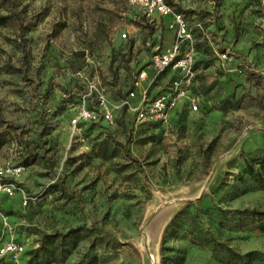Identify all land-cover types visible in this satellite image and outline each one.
Here are the masks:
<instances>
[{"label": "rangeland", "instance_id": "374dc122", "mask_svg": "<svg viewBox=\"0 0 264 264\" xmlns=\"http://www.w3.org/2000/svg\"><path fill=\"white\" fill-rule=\"evenodd\" d=\"M169 1L192 32L197 111L153 125L118 112L76 144L69 119L87 81L117 101L172 36L126 0H0V166L24 165L26 196L0 193V244L25 249L0 264H159L163 229L189 202L264 264L257 219L214 211H264V0ZM186 231L163 255L222 264Z\"/></svg>", "mask_w": 264, "mask_h": 264}, {"label": "built area", "instance_id": "2783aa9c", "mask_svg": "<svg viewBox=\"0 0 264 264\" xmlns=\"http://www.w3.org/2000/svg\"><path fill=\"white\" fill-rule=\"evenodd\" d=\"M126 3L137 9L154 26L163 25L171 33L172 40L164 49L158 46L150 48L147 65L131 75L129 90L117 101L109 100L95 82L87 81L85 92L73 107L69 119L71 137L76 144L85 142L83 134L88 124H112L116 113L121 110L132 115L136 123L164 124L170 114L182 105L189 112L198 109V97L194 93L196 52L186 15L169 0H126ZM120 36L126 37L124 33ZM145 45L150 44L146 42ZM218 57L223 60L226 54L220 53ZM23 170L24 167L20 165L0 166L1 194L7 197L19 194L26 202L25 193L18 185ZM0 219L7 224L1 213ZM24 250L21 242L5 240L0 244V257L7 255L16 259Z\"/></svg>", "mask_w": 264, "mask_h": 264}, {"label": "trees", "instance_id": "16d2710c", "mask_svg": "<svg viewBox=\"0 0 264 264\" xmlns=\"http://www.w3.org/2000/svg\"><path fill=\"white\" fill-rule=\"evenodd\" d=\"M6 17L0 18V25H3L5 23ZM196 62V61H195ZM194 69H195V63H194ZM196 71V70H195ZM196 79V75H195ZM130 85L128 89L124 92L122 96L123 97L127 91L129 90ZM194 93L198 97V93L196 91V87L194 85ZM118 98V99H119ZM79 100L76 101V104H78ZM199 105V104H198ZM180 109H186L187 108L182 105ZM177 110V109H176ZM175 110V111H176ZM188 111V110H187ZM120 114H127L124 110H121L119 112ZM129 115V114H128ZM133 119L134 117L130 115ZM116 118V117H115ZM115 120V119H114ZM99 123H92L88 124L84 130V138L87 139L88 134L90 131L97 125L101 124ZM145 125H153V124H159V123H141ZM90 126V127H89ZM89 127V128H88ZM23 166L21 163L19 164H13ZM245 170L248 176H253L256 172L252 168V166L245 162ZM254 178H256L254 176ZM18 185L21 187L20 182L18 181ZM22 188V187H21ZM216 189V188H215ZM193 206V211H189V208ZM216 215H225V214H231L235 216H242L247 215L249 217H253L257 219L258 225L257 230L260 232H264V211H225L219 207L215 209ZM205 212L200 211L197 209V207L189 202L185 204L182 208H180L168 221L166 226L163 229L161 241H160V263L159 264H182L184 261V253L183 251H176L174 255H163L164 251L171 252L172 250L168 247H165V240L167 238H176L178 235L179 229L182 227V225H187V238L188 243L192 245H211V255L214 259L221 262L222 264H256L258 262L259 253L256 251H249L244 254H240L237 251H235L231 246L227 244L226 240H220L217 237L216 231H213L209 226H207L209 223L203 222V217L205 216ZM212 221V219L208 218L207 221Z\"/></svg>", "mask_w": 264, "mask_h": 264}, {"label": "crops", "instance_id": "0c3cea01", "mask_svg": "<svg viewBox=\"0 0 264 264\" xmlns=\"http://www.w3.org/2000/svg\"><path fill=\"white\" fill-rule=\"evenodd\" d=\"M165 32L167 33L168 31L165 30ZM169 36H172L170 32H169Z\"/></svg>", "mask_w": 264, "mask_h": 264}, {"label": "bare ground", "instance_id": "6f19581e", "mask_svg": "<svg viewBox=\"0 0 264 264\" xmlns=\"http://www.w3.org/2000/svg\"><path fill=\"white\" fill-rule=\"evenodd\" d=\"M150 259H152V256H149Z\"/></svg>", "mask_w": 264, "mask_h": 264}]
</instances>
